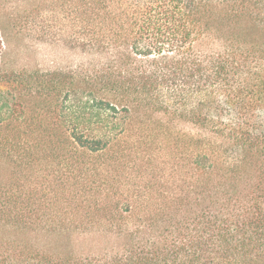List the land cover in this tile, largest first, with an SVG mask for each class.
I'll list each match as a JSON object with an SVG mask.
<instances>
[{
  "label": "trees",
  "instance_id": "trees-1",
  "mask_svg": "<svg viewBox=\"0 0 264 264\" xmlns=\"http://www.w3.org/2000/svg\"><path fill=\"white\" fill-rule=\"evenodd\" d=\"M0 264H264V0H0Z\"/></svg>",
  "mask_w": 264,
  "mask_h": 264
},
{
  "label": "rangeland",
  "instance_id": "rangeland-1",
  "mask_svg": "<svg viewBox=\"0 0 264 264\" xmlns=\"http://www.w3.org/2000/svg\"><path fill=\"white\" fill-rule=\"evenodd\" d=\"M20 45V55L14 60V67L28 68H51V67H67L81 63L86 60V56L78 51H73L61 43L54 42H31ZM91 236L80 235H46L38 233L35 235H26L25 238L33 240L34 243L42 248L52 252L61 254L85 252L95 244L89 240Z\"/></svg>",
  "mask_w": 264,
  "mask_h": 264
}]
</instances>
